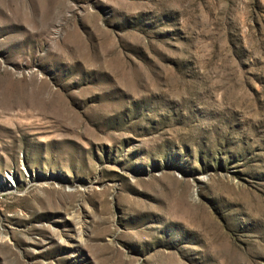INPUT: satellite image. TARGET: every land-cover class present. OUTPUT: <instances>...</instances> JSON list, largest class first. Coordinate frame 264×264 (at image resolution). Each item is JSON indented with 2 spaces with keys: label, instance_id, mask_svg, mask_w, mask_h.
Returning <instances> with one entry per match:
<instances>
[{
  "label": "rangeland",
  "instance_id": "1",
  "mask_svg": "<svg viewBox=\"0 0 264 264\" xmlns=\"http://www.w3.org/2000/svg\"><path fill=\"white\" fill-rule=\"evenodd\" d=\"M0 264H264V0H0Z\"/></svg>",
  "mask_w": 264,
  "mask_h": 264
},
{
  "label": "built area",
  "instance_id": "2",
  "mask_svg": "<svg viewBox=\"0 0 264 264\" xmlns=\"http://www.w3.org/2000/svg\"><path fill=\"white\" fill-rule=\"evenodd\" d=\"M7 181H9V183L8 184H11V183H13L12 181H10V180H7ZM14 184V183H13ZM15 185H12V187H14Z\"/></svg>",
  "mask_w": 264,
  "mask_h": 264
},
{
  "label": "bare ground",
  "instance_id": "3",
  "mask_svg": "<svg viewBox=\"0 0 264 264\" xmlns=\"http://www.w3.org/2000/svg\"><path fill=\"white\" fill-rule=\"evenodd\" d=\"M11 185H14L13 183H11ZM15 186H16V184H15Z\"/></svg>",
  "mask_w": 264,
  "mask_h": 264
}]
</instances>
